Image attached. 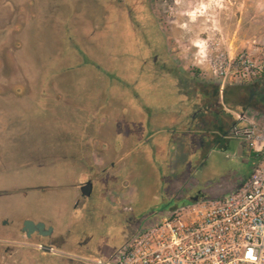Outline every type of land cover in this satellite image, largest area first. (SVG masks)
I'll use <instances>...</instances> for the list:
<instances>
[{
	"label": "rangeland",
	"instance_id": "1",
	"mask_svg": "<svg viewBox=\"0 0 264 264\" xmlns=\"http://www.w3.org/2000/svg\"><path fill=\"white\" fill-rule=\"evenodd\" d=\"M119 1L20 0L22 9H16L17 18L9 14L8 20L0 22V29L8 27V21L15 24L4 44L7 48L0 46V112L4 109L0 127L8 123L20 126L23 131H15L16 137L27 132L31 121L40 122L44 90L49 97L46 110L62 99L57 98L59 92L66 91L64 96L74 98L66 96L65 102L74 101L84 109L79 113L84 124L79 120L72 141L66 139L68 144L77 138L101 137L107 151L105 156L96 155L95 162L89 157V163L98 168L97 174L85 171L81 175L75 167L67 170L48 164L51 157L73 160L78 154L68 151L63 136L48 125L42 122L40 129L27 133L21 140L24 148L18 150L9 131L7 140L2 139L6 142L3 152L15 161H8L10 171L0 184L9 189L38 184L49 188L30 192L29 199L21 192L0 197V219L18 221L31 215L43 218L72 240L89 236L92 254L103 260L129 242L144 224L180 206L169 199L168 178L172 180L173 197L182 196V181L189 176L202 187H209L206 198H213L211 190L237 187L247 178L256 160L229 133L235 113H252L248 108L264 102L262 80L250 84L228 80L222 84L208 71L211 60L221 53L235 57L242 51L258 52L264 43V0H140L141 18L122 15ZM8 10L12 13L11 5ZM151 24L155 26L147 28ZM24 25L29 32L24 33ZM34 36L37 41L50 38L52 44L38 52L47 57L40 58L32 69L22 47ZM24 58L26 67L18 64ZM44 61L52 70L45 81L59 77L47 88L39 75L46 70ZM66 77L71 79L68 89L60 84ZM222 88L225 92L220 91ZM23 108L32 120L16 125L25 113ZM152 116L168 126L178 121L184 131L169 134L176 155L164 168L151 156L143 159L138 145L141 123L150 124ZM94 119L98 128L86 132ZM104 131L105 136L100 134ZM225 133L229 143L208 149L206 155L209 143H205L216 142ZM185 144L190 148V158L178 163V148ZM87 149L83 150L86 158ZM54 150L58 154L52 155ZM108 153L119 172L101 179L110 162ZM89 179L94 180L92 195L75 209V185ZM112 195L116 202L110 205ZM127 218L137 225H128Z\"/></svg>",
	"mask_w": 264,
	"mask_h": 264
},
{
	"label": "built area",
	"instance_id": "2",
	"mask_svg": "<svg viewBox=\"0 0 264 264\" xmlns=\"http://www.w3.org/2000/svg\"><path fill=\"white\" fill-rule=\"evenodd\" d=\"M208 71L222 84L260 81L264 43L257 53L242 51L235 57L221 53L211 60ZM229 134L256 160L237 187L173 209L139 231L111 259L82 260L86 264H264V116L249 111L237 114Z\"/></svg>",
	"mask_w": 264,
	"mask_h": 264
},
{
	"label": "flooded vegetation",
	"instance_id": "3",
	"mask_svg": "<svg viewBox=\"0 0 264 264\" xmlns=\"http://www.w3.org/2000/svg\"><path fill=\"white\" fill-rule=\"evenodd\" d=\"M119 2L122 3L121 5H123V7L121 8V13H122V15H125L126 18L127 17H130V18L139 17V18H141L140 10H138L139 7L141 6L140 0H120ZM20 7L22 9L21 3L19 4V8ZM21 9H20V13H21ZM20 13H19V16H20ZM8 22L6 24L7 26L10 23H12L11 21H10V23H8ZM154 26H155L154 24H151L150 27H147V28L152 29ZM24 27L26 28V25H24ZM14 28L15 27L11 26L10 28L6 27L5 29L4 28L0 29V46L1 47L7 48L4 44H6L7 38H9L8 34L10 33V30H14ZM21 28H23V27H21ZM147 30H149V29H147ZM24 33H26V29H24ZM38 34H40V33L38 32ZM35 42L37 43L36 46H35ZM51 44H52V41L50 40V38H47V37H46V41H43L42 38L40 41H37L36 36H34V38H31L30 40H28L27 44L25 41V43L22 47V49H23L22 52L25 53V57H26V50H27V54H28L27 65H28V67H30V68L32 67V69H34L35 65H39L38 62H40V58H41V60L42 59L44 60L47 57V55L43 56V54H39L38 52L41 53L42 48L44 49L46 46H49ZM40 45L42 47H40ZM44 62L46 64V70L42 73L39 72V75L42 76V80L44 81V87L47 88L50 85L51 80H53V78H57L58 75L57 76L54 75L53 77H49V79L45 81L46 75L52 70H48L47 62L46 61H44ZM18 64L22 67L23 66L26 67V58H24V60L23 59L18 60ZM25 80H26V77H25ZM34 80L36 81L37 79L34 77ZM70 80H71L70 78L66 77V79H63L60 82V84L63 87H66V89H68L69 87H68L67 83ZM64 81H66V84L63 83ZM63 92L65 94H68V92H66V91H63ZM63 92H59L60 95L57 96V98L62 97V99H60L59 102H57L56 105H54V107L51 108V110H48V109L46 110V107H47L46 105L48 103L49 97H48L47 91L44 90L42 97H44L45 103L43 105V109H40V122L39 121H33V122L31 121L32 125L29 127L27 126V132L26 131L20 132V133H18L19 135L16 137L15 131L20 130L21 129L20 126H15L14 124L11 125L10 123H8L4 128L0 127L1 128L0 129V179H3V177L6 176L10 171V163L8 161L9 160L15 161L14 157H12L9 154H5V152H3V149L6 148V142L3 141L2 139L7 140V139H5V136L9 137L8 136L9 131H12L13 141L16 142L13 144L14 149H17V150L22 149V148H24L21 145V143L23 141L22 139L24 137H26V134L29 133L32 129H38V128L40 129L42 122L44 124L48 125V127H51L53 129V131L56 133V135L63 136V139H65L64 145L66 146L68 151H74L75 153L78 152V154L75 156V158L73 157V160L71 158H56L55 159V158L51 157L52 160L48 161L49 162L48 164L50 166L51 165H53V166L57 165V167L63 166L67 170L73 169L75 167L77 173L79 172L81 175H82V172H85V171H87V172L91 171L92 174H94V173L97 174L95 171H96V169L98 170V168L95 167L94 165L90 164L91 161H89L90 160L89 152L92 149L91 142H89L86 137L82 138L81 141L79 140L80 138H77L78 141L76 140V141L72 142L71 144H68L69 141H66V139L72 141L71 137H72L73 132L75 130V126H77L79 124V120H82L79 118V113L81 112L80 110L83 111L84 109L82 107L83 105L82 106H76L74 101L65 102L64 98L66 96H68L70 98H72V97L74 98V96H72V97H71V95H65L64 96ZM42 97H41V99H42ZM40 104H41V102H40ZM40 104H39V107H40ZM76 107L80 108L79 111L76 109ZM23 109H25V111H23L25 113H22V114H24L22 117L21 116L19 117V115H20V113H19V115L17 116V117H19V121H18V123H15L16 125L21 124V123L24 124L27 121L32 120L29 116H27L26 108H23ZM3 111H4V109H1L2 113H3ZM237 114L238 113L234 114L235 119H236ZM25 115H26V117H25ZM89 122H90V126L88 123V125L86 127V132L91 127H92V129H93V127L98 128L97 119L91 120ZM81 124H84L83 120L81 121ZM13 126H15V127H13ZM103 130H105V129H103ZM21 131H23V129H21ZM100 134H102V133H100ZM17 138H18V140H17ZM84 148H88L87 149L88 153L86 154L88 156V158L84 157V155H85L83 152ZM103 150H105V149H103ZM104 152L106 153L107 151L105 150ZM54 154H58V152L56 153V150H54L52 152V155H54ZM79 154H81L80 155L81 157L79 156ZM108 157L110 158V153H108L107 158ZM142 157H143V159H145V157L148 158V157H150V155L142 156ZM151 160L153 162H156L153 160L152 155H151ZM51 161H54V162H51ZM76 162H79L78 166L76 165ZM107 162H109V163H107L105 165V167L103 169L104 174H103V176H101V179L105 175L106 176L107 175L108 176H115L119 172V169L117 168V166L113 160L109 159V160H107ZM41 164H42V162H39L38 166H41ZM33 165L37 166L34 163H33ZM89 181L93 182L94 180L89 179L88 181H86L84 183H78L77 185H75V188L77 190V199H76L75 209H78V207H80L82 204H84L89 199V198L84 197L82 194V186ZM168 182H169V179H167L165 181L166 187L168 186ZM95 183H97V182H95ZM48 188H49V186H46V185L42 186L41 184H38V185H35L34 187H32V186L25 187L24 186L22 189H9V188L3 186L2 184H0V197L1 198H4L5 196L9 197L10 195H13L14 192H21L22 194H25L26 199H29L30 198V196H29L30 192H32V191H43V192H45V191H47ZM208 188L209 187L205 188V186L202 187V184L199 183L196 179L192 180V178H189L181 190L182 196L170 197L171 194L168 196H169V199L172 198L176 202H179V204L181 206V205H185V204H190V203L194 202L195 199H197V201H200V200L206 198V194H208V191H207ZM233 188H235V187H233ZM178 191H179V188L177 189V192ZM219 192H221V191L218 189H215V190H211L210 193L213 194V197L223 195V194L214 195V193H219ZM172 194H173V192H172ZM108 202L110 205L115 204L116 197L114 195L110 196V198H108ZM105 204H107V203H105ZM168 214L169 213L162 216L161 219L165 218ZM28 220L33 221L36 224H38V223L45 224L46 230H49L50 228H52L53 229L52 236L47 237L45 239H50L53 245L59 246L61 249L66 251L68 254L72 255V256H62V258L58 260L57 264H86L82 260L83 258L81 259L80 257H86V258L92 259V260L101 259V258L96 257L92 254L91 238L89 236H83V237L78 238L76 240H72L69 236H67L61 232H56L54 227L51 224H47L43 218H40V217L33 218V216H31V215H26V218H23L22 220H18V221L11 220L8 218L5 219L3 217L0 219V264H39V262L37 263L36 260L33 261V260L29 259L30 251L28 249V246L24 247V246H22V243H21L25 239L29 240L27 237V233L23 231L24 223ZM158 220H160V219L158 218V219L153 220L152 222L144 224V226L141 227V230L147 229L149 226H151L152 224H154ZM126 221H127L128 225H130L131 227H135L137 225L135 222H133V219H131V218H127ZM141 230H139V231H141ZM40 238H43V237H40L38 234H35L32 236V240H36V239H40ZM124 245L119 246V248L112 255H110L109 258H106L105 260L111 259L112 257L118 255L123 250ZM33 252H35V251H33ZM28 259L30 261H27Z\"/></svg>",
	"mask_w": 264,
	"mask_h": 264
},
{
	"label": "crops",
	"instance_id": "4",
	"mask_svg": "<svg viewBox=\"0 0 264 264\" xmlns=\"http://www.w3.org/2000/svg\"><path fill=\"white\" fill-rule=\"evenodd\" d=\"M20 0H0V22L4 23L5 19L8 18L9 14L12 15V17H16V9L18 10L19 7V2ZM12 6L13 11L12 13L8 10L9 6ZM19 12V11H18ZM8 20V19H7ZM11 26L15 27V24L10 23L8 25V28ZM26 32H29V27H26ZM221 92H225V88H222L220 90ZM151 122L150 124H146L144 122L141 123L140 126V131L138 133L139 135V142L138 145L140 147L141 153H143V156H148L152 155L154 161H159L161 168H164L163 165L166 164L167 166L171 163L172 159L175 160V149L174 147H170V136L169 134H182L184 131L180 127L181 123L178 121H174L171 126H168L169 123L165 122H160L157 120L158 117H150ZM156 119V120H155ZM158 121V122H157ZM105 136V131L102 133ZM88 141H91L92 144V149L89 153L91 155V161L95 162V157L99 156H105L107 152L105 153L104 151L106 150V143L101 142V137H94L90 136ZM96 141H100L96 143ZM179 141V140H178ZM177 141V142H178ZM229 137L225 134L220 135L219 139L215 142L207 141L209 143V146L205 150V154H208V149L209 151H213L217 147H225L227 143H229ZM176 142V143H177ZM102 145V149L98 148V146ZM109 146V145H108ZM144 147V148H143ZM105 149V150H103ZM177 149V148H176ZM179 152L177 154V162H182V161H187L190 153V148L188 147V144L185 145H180L179 146ZM177 149V150H178ZM94 159V160H93ZM169 179V178H168ZM189 179V176L185 178V180L182 181V184L184 185ZM172 180L169 179L168 186H167V192L171 194L170 197H173L172 194ZM233 187L226 188L225 190L219 192V193H214V195H220V194H225L227 191L231 190ZM171 189V190H170ZM168 194V195H170ZM172 199V198H171ZM179 204V202H176ZM26 218V217H24ZM23 240L21 243L22 246H28V249L30 251V257L29 259L31 260H36V262L39 264H57L58 260L62 258V256H72L68 254L66 251L61 249L57 245H53L50 239H45V238H40L33 240ZM44 244H49L52 245L50 253L44 252L43 249H40V247ZM32 251V252H31ZM35 251V252H33ZM74 257V256H73ZM88 259L86 257H80ZM27 261H30V260Z\"/></svg>",
	"mask_w": 264,
	"mask_h": 264
},
{
	"label": "water",
	"instance_id": "5",
	"mask_svg": "<svg viewBox=\"0 0 264 264\" xmlns=\"http://www.w3.org/2000/svg\"><path fill=\"white\" fill-rule=\"evenodd\" d=\"M93 191V183L91 181L87 182L82 186V194L86 198H90ZM194 202H197V199L194 200ZM24 232L27 233L28 239H32V236L35 234H38L40 237L47 238L52 236L53 229L50 228L49 230H46V225L43 223H34L33 221H26L24 223ZM52 245L44 244L43 245V251L50 253Z\"/></svg>",
	"mask_w": 264,
	"mask_h": 264
},
{
	"label": "trees",
	"instance_id": "6",
	"mask_svg": "<svg viewBox=\"0 0 264 264\" xmlns=\"http://www.w3.org/2000/svg\"><path fill=\"white\" fill-rule=\"evenodd\" d=\"M263 81L264 82V75L263 77L260 79V81ZM261 81V82H262ZM248 110H250L252 113H255V114H258V115H261V116H264V102L263 103H260L258 105H256L254 108H248Z\"/></svg>",
	"mask_w": 264,
	"mask_h": 264
}]
</instances>
